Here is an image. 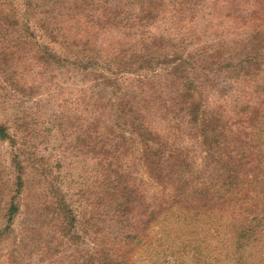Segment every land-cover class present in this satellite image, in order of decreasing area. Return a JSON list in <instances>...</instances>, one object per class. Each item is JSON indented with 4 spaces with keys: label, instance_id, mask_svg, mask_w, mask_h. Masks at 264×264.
I'll return each mask as SVG.
<instances>
[{
    "label": "rangeland",
    "instance_id": "1",
    "mask_svg": "<svg viewBox=\"0 0 264 264\" xmlns=\"http://www.w3.org/2000/svg\"><path fill=\"white\" fill-rule=\"evenodd\" d=\"M1 2L5 5L0 7V26L6 28V17L1 12L8 11L12 4L20 12L24 10L25 0ZM194 9L196 16L188 12L178 27L183 37L178 48L192 60L190 69L209 76L212 86L205 92V97L209 96L210 101L220 105L225 119L233 121L240 139L250 143L249 147L255 155L259 154L251 138L255 126L264 132V71L246 76L242 72L245 69L238 63L245 50L244 43L240 42L242 37L257 28L264 29V0H202ZM88 11L91 12L90 9ZM158 14L168 18L172 16L170 10L165 11L164 7ZM57 15L51 25L57 40H84L86 32L83 31L85 24L81 22L82 16ZM32 25L39 40L57 52H65L35 23ZM12 36L8 35L7 40L16 37ZM0 37L3 38L2 34ZM103 37L102 34H94L92 39L94 44L96 38L98 41L104 39L100 44L102 47L95 44V49L105 56L112 46L108 42H112L114 36ZM10 45L7 56L0 54L1 61L7 60L5 66L0 62V122L7 123L12 132L18 125L17 119L31 122L35 131L28 138L31 142L28 149L32 151L35 144L38 158L51 167L55 184H59L77 216L74 231L79 234L73 242L62 237L58 228L60 218L44 211L42 204L45 199L37 191L38 180L35 179L32 184L26 183L18 199L21 209L9 224L4 212H0V230H5L0 237V264H92L90 255L93 249L98 253L94 261L110 257L121 264H264V236L260 233L255 243L243 240L238 231L242 224L235 219L239 214L243 216V204H254V196L251 199L244 197V200L240 197L236 202L227 197L229 201L218 199L208 201L206 205L188 200L180 203L179 207L183 208L170 211L171 199L178 195L173 196L171 191L160 199L161 195L157 193L145 167L140 164L137 153L120 159L122 164L118 163V167L126 174L122 185L127 184L132 190L144 192V207L133 209L127 217L131 221L127 222L113 210L93 205L107 196L103 185L106 184L103 182L106 175L103 174H106L109 161L100 162L89 154H83L78 147L77 135L84 129L86 131L94 117L104 118L107 126L110 125L115 109H112L109 100H113L117 86L113 89L93 79L102 72L97 65L90 67L91 70L86 73L74 64L73 57L69 58L73 65L66 67L42 65L26 55L24 41L16 46ZM92 55L98 59V65L102 64L97 54ZM8 66L12 67V72L5 75ZM118 89L117 93L139 97L148 93L138 76L130 73L123 75ZM19 124L23 130L25 126ZM195 144L189 154L196 156L201 163L204 153ZM12 150L8 141L0 140V177L7 196L5 200L13 194L16 178ZM260 175L252 176L253 179L258 177L260 182ZM246 182L248 185V180ZM254 190L258 195L256 199L262 203L264 185L259 184ZM205 196L212 198L213 195ZM158 202L167 205L159 206ZM233 206L235 211H232ZM48 211L53 212L51 209ZM260 230L258 228V232ZM261 231L264 233V228Z\"/></svg>",
    "mask_w": 264,
    "mask_h": 264
},
{
    "label": "trees",
    "instance_id": "2",
    "mask_svg": "<svg viewBox=\"0 0 264 264\" xmlns=\"http://www.w3.org/2000/svg\"><path fill=\"white\" fill-rule=\"evenodd\" d=\"M201 1L120 0L119 3L116 0H25L24 10L20 12L10 3L9 6L12 5L8 11L1 12L6 17L7 26H0V34L3 36L0 37V54L7 56L11 43L16 46L24 41L26 55L42 65L66 67L73 65L69 59L73 57L74 64L85 73L96 65L102 70L93 78L97 82L113 89L117 86L112 95L113 100H109L112 109H115L110 125L107 126L104 118L94 117L86 131L84 129L77 135L78 147L83 154H89L100 162L109 161L106 174H103L106 175L103 179L106 184L103 185L107 196L105 201L100 198L93 205H103V208L113 210L127 222L131 221L127 217L133 209L144 207V192L139 193L130 189L127 184L122 185V178L126 174L118 167V163L122 164L120 159L124 160L131 153H137L140 164L145 167L157 193L161 195L160 199L164 195L168 196L171 191L173 196L178 195L171 199L170 211L188 200L200 201L206 205V202L218 199L236 202L240 197L244 200V197L251 199L254 196V204H243V216L239 214L235 219L242 224L238 229L239 237L255 243L260 233L264 236L261 231L264 228V201L261 203L257 200L258 195L253 191L259 184L264 185V132L259 131V126H255L253 130L251 140L259 150V154L255 155L249 147L250 143L240 139L233 121L225 119L220 105L210 101L209 96L205 97V92L212 86L209 76L190 69L192 60L178 48L183 41L178 27L182 25L188 12H193L196 16L194 8L199 7ZM4 5L0 0V7ZM90 6L93 7L89 8ZM161 7L165 11L170 10L171 18L158 14ZM59 13L83 17L81 22L85 24L83 31L86 32L84 40H57L51 25ZM32 19L35 21L32 22ZM32 23L52 42L65 49V52H57L49 44L39 40ZM11 34L12 38L16 37L8 41V35ZM94 34L114 36L112 42H108L112 46L105 56L95 49V44L102 47L100 44L104 39L98 41L96 38L94 44ZM245 35L240 41L244 43L245 50L238 65L245 69L242 72L246 76L258 75L264 71V29L257 28ZM92 54H97L102 64L98 65V59ZM0 62L5 66L7 60ZM11 72L12 67L8 66L5 75ZM128 73L138 76L148 92L146 96L116 92L119 91L123 75ZM16 121L18 125L13 132L7 123L0 122V140L8 141L13 148L12 165L16 173L13 194L8 201L5 200L7 196L0 177V212H4L9 224L21 209L18 199L22 196L26 183L32 184L37 179V191L45 199L43 210L60 218L58 228L62 237L73 242L79 234L74 231L77 216L59 184H55L51 167L38 158L36 145L33 144L32 151L28 149L31 146L28 138L35 131L33 125L24 118ZM19 123L25 126L23 130ZM189 142L192 144H188ZM195 143L204 153L201 163L196 156L189 154ZM258 173L261 174L260 182L258 177L253 179L252 176ZM207 194H212V198H205ZM227 197L231 198L228 200ZM221 201L218 203H222ZM157 205L167 204L158 202ZM49 209L55 213H50ZM235 210L236 207L233 206L232 211ZM235 226L238 228V225ZM258 228L261 229L259 232ZM4 231L1 228L0 237ZM97 245L96 247L102 248ZM97 256V251L93 249L90 255L92 264H121L110 257L94 261Z\"/></svg>",
    "mask_w": 264,
    "mask_h": 264
}]
</instances>
